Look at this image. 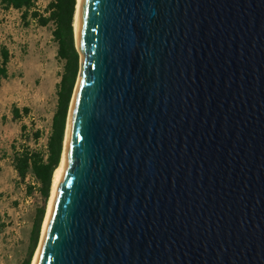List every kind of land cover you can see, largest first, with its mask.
Instances as JSON below:
<instances>
[{"label": "water", "instance_id": "water-1", "mask_svg": "<svg viewBox=\"0 0 264 264\" xmlns=\"http://www.w3.org/2000/svg\"><path fill=\"white\" fill-rule=\"evenodd\" d=\"M79 44L39 264H264V0H82Z\"/></svg>", "mask_w": 264, "mask_h": 264}, {"label": "rangeland", "instance_id": "rangeland-1", "mask_svg": "<svg viewBox=\"0 0 264 264\" xmlns=\"http://www.w3.org/2000/svg\"><path fill=\"white\" fill-rule=\"evenodd\" d=\"M49 1L40 0V10ZM52 29V25L43 28L34 22L26 27L19 12L0 10V44L13 56L10 78L3 80L0 87V264L24 262L36 212L42 205L39 182L30 174L22 183L12 166V156L14 147L20 149L25 144L44 152L46 149L56 105V86L63 71ZM14 106L29 108V116L14 120ZM22 126H27L30 134L37 130L42 133L38 143L25 142ZM29 187L33 188L32 193Z\"/></svg>", "mask_w": 264, "mask_h": 264}, {"label": "trees", "instance_id": "trees-1", "mask_svg": "<svg viewBox=\"0 0 264 264\" xmlns=\"http://www.w3.org/2000/svg\"><path fill=\"white\" fill-rule=\"evenodd\" d=\"M40 0H0V10L4 13L12 11L21 14L24 25L28 27L32 22L40 27L53 26L52 37L57 44V59L63 62V71L56 86V105L51 121L50 133L46 142V149L40 151L27 144L20 149L14 147L12 166L24 183L31 174L40 184L39 191L42 205L38 208L31 231V243L26 259L22 264H31L40 240L42 224L46 215L47 203L51 194L52 179L58 168L65 143L67 120L74 90L81 69L80 54L76 48L74 20L76 13V0H53L44 10H40ZM10 50L0 44V87L3 80L10 78L9 65L12 61ZM27 107L12 108L14 120L29 116ZM22 136L25 142L38 141L42 133L37 130L28 133L27 126H22ZM33 188L29 187V193Z\"/></svg>", "mask_w": 264, "mask_h": 264}, {"label": "bare ground", "instance_id": "bare-ground-1", "mask_svg": "<svg viewBox=\"0 0 264 264\" xmlns=\"http://www.w3.org/2000/svg\"><path fill=\"white\" fill-rule=\"evenodd\" d=\"M81 2L82 0H76V13H75V20H74V28H75V33H76V45L80 52H81V48L79 44V21H80ZM81 61L83 62L82 54H81ZM74 98H73V102H74ZM73 102H72V106H73ZM69 122H70V116H69ZM69 134H70V130H69V124H68L66 136H65V145H64L65 151L62 155L61 162L58 168L55 170L54 175H53L51 194H50V198H49L48 205H47L45 219L43 222L41 239H40L39 246L34 254L31 264H39V260L42 254L43 242H44L46 233L50 225V221H51L53 210H54L55 203L57 200L58 192H59L63 177L65 175V172L68 168V160L66 156V146H67Z\"/></svg>", "mask_w": 264, "mask_h": 264}, {"label": "built area", "instance_id": "built-area-1", "mask_svg": "<svg viewBox=\"0 0 264 264\" xmlns=\"http://www.w3.org/2000/svg\"><path fill=\"white\" fill-rule=\"evenodd\" d=\"M51 1H53V0H50L49 3H50ZM38 3H39V2H38ZM49 3H48V4H49ZM43 10H44V9H43Z\"/></svg>", "mask_w": 264, "mask_h": 264}]
</instances>
